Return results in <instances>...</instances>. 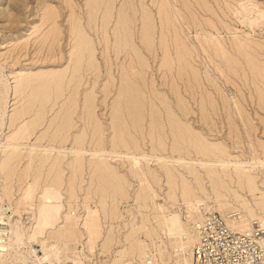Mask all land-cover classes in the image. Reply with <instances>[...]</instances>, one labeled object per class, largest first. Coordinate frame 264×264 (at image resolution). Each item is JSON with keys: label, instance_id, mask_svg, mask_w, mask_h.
Instances as JSON below:
<instances>
[{"label": "rangeland", "instance_id": "1", "mask_svg": "<svg viewBox=\"0 0 264 264\" xmlns=\"http://www.w3.org/2000/svg\"><path fill=\"white\" fill-rule=\"evenodd\" d=\"M244 163L255 192L238 182ZM263 200L264 0H0L13 263L47 243L63 252L51 264H191L200 215L252 229Z\"/></svg>", "mask_w": 264, "mask_h": 264}, {"label": "built area", "instance_id": "2", "mask_svg": "<svg viewBox=\"0 0 264 264\" xmlns=\"http://www.w3.org/2000/svg\"><path fill=\"white\" fill-rule=\"evenodd\" d=\"M194 229L193 264H264V225L237 230L223 215L205 211Z\"/></svg>", "mask_w": 264, "mask_h": 264}, {"label": "bare ground", "instance_id": "3", "mask_svg": "<svg viewBox=\"0 0 264 264\" xmlns=\"http://www.w3.org/2000/svg\"><path fill=\"white\" fill-rule=\"evenodd\" d=\"M260 15V14H259ZM258 15V16H259ZM262 15H263V13H262ZM255 16V15H254ZM258 16H256V18L258 17ZM253 19V18H252ZM261 20H262V18H261ZM254 22V21H253ZM252 22V23H253ZM257 22V21H256ZM250 23V22H249ZM251 27V26H250ZM224 165H226V163H224ZM228 165V164H227ZM236 167V172H237V177H238V182H239V184L241 185V186H246V187H248V189L250 190V191H252V192H255L256 190H257V188L259 187L258 185H257V182H256V178H255V176L252 174V171H251V165L250 164H246V163H244V164H239L238 166H235ZM223 183L224 182H222V185H223ZM239 186V185H238ZM214 187L216 188V185L214 184ZM254 199H256V198H254ZM260 199V198H259ZM260 206L261 207H264V200L260 203ZM261 209V208H260ZM202 216L203 215H200V217L198 218V220H200V219H202ZM226 218V217H225ZM249 219V218H248ZM197 220V221H198ZM226 220H227V222L229 223V225L230 226H232L233 228H238L239 230H243V231H245V230H250V228H251V223H250V225H248V226H244V225H242L241 224V222H242V217L240 216V215H238V217H236V218H233L232 220H229L228 218H226ZM255 220V219H254ZM256 220H259V219H256ZM49 221V219L47 218L46 220H44L43 221V226H45L46 224H47V222ZM262 223H264V221H262V220H260ZM247 222V221H246ZM166 223L167 224H169L172 228H171V230H169V234L170 235H173V237L174 236H183L184 235V231H185V229H184V226H183V222L181 221V218H180V215L179 214H172L169 218H167L166 219ZM249 223V222H248ZM246 224V223H245ZM190 228V227H189ZM190 230V229H189ZM18 232V231H17ZM11 233H12V231H11ZM193 234L191 235V241H193V243H192V251H191V259H192V263L191 264H193L194 262H193V248H194V245H195V243H196V241H197V238H198V235H197V232H196V230L194 229V227H193V232H192ZM1 234V233H0ZM13 235V234H12ZM34 236H35V238H36V236L38 235V231L37 230H34V234H33ZM186 235V234H185ZM15 236H16V238H17V243H18V245L19 244H21L22 245V243H23V241H22V237L20 236V234H15ZM25 236V235H24ZM12 237V236H11ZM14 237V236H13ZM26 238V237H25ZM34 238V237H33ZM172 238V237H171ZM187 238V237H186ZM14 239V238H13ZM12 240V239H11ZM7 242V240H4V239H2L1 237H0V262H1V264H15V263H13V261H16V260H19L20 259V255H18V256H14V255H12L11 254V249H10V246L9 245H11L12 244V241H10L9 243H6ZM16 243V244H17ZM156 243V242H155ZM15 244V243H14ZM189 244V243H188ZM194 244V245H193ZM24 245H26V244H24ZM143 245V244H142ZM13 246V245H12ZM58 246V245H57ZM56 245H51V247H49V245L46 243H41V246H39L40 248H41V250H42V252L44 253V257L46 258V260L44 261L46 264H51V260L52 259H56V258H58V254L61 252V250L62 249H60V252H59V248L57 247ZM155 247V246H154ZM183 247V246H182ZM182 247H181V249H182ZM14 248V247H13ZM39 248V249H40ZM184 248H185V246H184ZM38 249V250H39ZM178 249H180V248H178ZM15 250V249H14ZM38 250H34V249H32V250H28V253H27V255L26 256H23L24 258H25V261L28 263V264H41L42 263V261L41 260H39L38 258H37V252H38ZM144 250V249H143ZM13 253H15L14 251H12ZM41 252V251H40ZM183 252V251H182ZM61 253H63V252H61ZM60 253V254H61ZM186 253V252H185ZM137 254V253H136ZM155 255H156V253H154ZM165 254V253H164ZM160 255V254H159ZM183 255V254H182ZM28 256H30V257H28ZM34 256H36V259L38 260H36V259H34L33 261H31V262H28L27 261V259L28 258H32V257H34ZM60 256H62V255H60ZM145 256V255H144ZM135 257V256H134ZM186 257V256H185ZM184 257V258H185ZM188 257V256H187ZM151 258H153L152 256H151V254L150 255H148V256H146V259H144V261H143V263L142 264H153L152 263V259ZM160 258H161V256H160ZM183 258V259H184ZM156 259V258H155ZM187 259V258H186ZM188 259H189V257H188ZM188 259H187V261H186V264H189L191 261H188ZM58 260V259H57ZM63 260V259H62ZM54 263L56 262V261H53ZM52 262V263H53ZM58 263V262H57ZM61 264V263H60ZM130 264H132V262H130ZM134 264V263H133ZM156 264V263H155Z\"/></svg>", "mask_w": 264, "mask_h": 264}]
</instances>
